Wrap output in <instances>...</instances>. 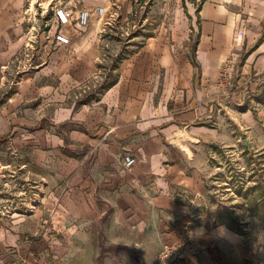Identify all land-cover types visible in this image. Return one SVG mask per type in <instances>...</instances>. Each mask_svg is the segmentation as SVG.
<instances>
[{"label": "crops", "instance_id": "1", "mask_svg": "<svg viewBox=\"0 0 264 264\" xmlns=\"http://www.w3.org/2000/svg\"><path fill=\"white\" fill-rule=\"evenodd\" d=\"M120 5L129 11L123 0L67 5L74 13L103 6L105 15L69 29L70 43L54 46L57 55L19 82L20 127L33 140L40 197L29 216L0 219V264H123L129 249L152 264L162 244L212 223L203 179L211 151L233 148L238 138L264 147V103L255 102L264 93V0H203L190 14L193 57L187 30L178 28L177 43L168 31L150 36L96 98L79 103L75 90L86 85H76L101 79L98 64L107 60L99 41ZM35 9L34 0H0V69L21 67ZM228 58L236 81L230 98L215 85ZM125 155L135 159L129 168Z\"/></svg>", "mask_w": 264, "mask_h": 264}, {"label": "rangeland", "instance_id": "2", "mask_svg": "<svg viewBox=\"0 0 264 264\" xmlns=\"http://www.w3.org/2000/svg\"><path fill=\"white\" fill-rule=\"evenodd\" d=\"M202 1L123 0L129 11L125 12L120 5V17L108 26L99 41L103 48L102 58L107 60L106 64H98L101 79L77 84L82 87L86 85L83 90H75L78 102L96 98L100 90L115 79V69L120 61L128 58L150 36L167 34L168 31L177 43L178 28L181 32L187 30L190 38L189 57H193L197 37L196 32L193 36L190 32V14L199 10ZM56 2L72 6L78 5L81 0H34L36 9L27 21L26 30L29 39H33V46L21 57V67L16 64L0 69V219L8 218L7 215L12 216V219L25 214L29 216L39 202L41 182L33 169V140L29 139L31 134L20 127L24 100L19 94V82L24 75L36 73L38 62L46 63L58 53L59 48L51 46L46 34H42V30L46 29L42 27L50 20L51 8ZM40 8H43L42 12ZM94 25L97 27L96 22ZM193 25L198 26L199 32V19L198 24L193 20ZM129 42L134 45L133 49L128 47ZM32 94L29 102L34 104ZM255 99V102L264 103V93ZM45 122H49L48 118ZM203 170L205 196L212 223L198 224L186 233L185 237L189 241L187 257L176 264H264V147H248L238 138L233 148H214L208 161L203 164ZM14 228L18 229V226L14 225ZM179 239L176 236L175 241ZM102 244L104 241L100 240V262L104 253ZM159 251L160 247L154 253L151 252L152 264H172L160 261ZM111 261L114 262L113 254ZM122 262L146 264L131 249L123 252Z\"/></svg>", "mask_w": 264, "mask_h": 264}, {"label": "built area", "instance_id": "3", "mask_svg": "<svg viewBox=\"0 0 264 264\" xmlns=\"http://www.w3.org/2000/svg\"><path fill=\"white\" fill-rule=\"evenodd\" d=\"M104 15L105 9L103 6H96L93 10L81 8L74 13L73 9L67 5H54L51 8L50 20L42 27L46 28L42 30V34H46V40H48L52 46L68 45L71 41L69 29H86L90 24L92 16L101 19ZM49 22H51V24ZM31 30L33 31L34 27H32ZM32 44L33 39H30L27 46L30 47ZM234 72V62L231 58L226 59L219 68L215 85L222 96L226 98H230L236 90ZM246 95L244 97H246ZM134 162L135 159L130 155H125L123 157V165L126 168L132 166ZM188 242V238L184 236L175 244H162L158 259L172 264L180 262L183 257V252L188 246Z\"/></svg>", "mask_w": 264, "mask_h": 264}, {"label": "water", "instance_id": "4", "mask_svg": "<svg viewBox=\"0 0 264 264\" xmlns=\"http://www.w3.org/2000/svg\"><path fill=\"white\" fill-rule=\"evenodd\" d=\"M243 144H244V145H247V142H246V141H243Z\"/></svg>", "mask_w": 264, "mask_h": 264}]
</instances>
